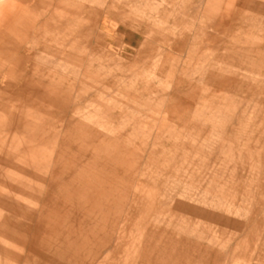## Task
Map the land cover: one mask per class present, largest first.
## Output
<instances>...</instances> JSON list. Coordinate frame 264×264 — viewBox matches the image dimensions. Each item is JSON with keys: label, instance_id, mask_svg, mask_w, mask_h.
<instances>
[{"label": "rangeland", "instance_id": "374dc122", "mask_svg": "<svg viewBox=\"0 0 264 264\" xmlns=\"http://www.w3.org/2000/svg\"><path fill=\"white\" fill-rule=\"evenodd\" d=\"M234 1L0 0V264H264V63L225 50L264 0Z\"/></svg>", "mask_w": 264, "mask_h": 264}, {"label": "crops", "instance_id": "0c3cea01", "mask_svg": "<svg viewBox=\"0 0 264 264\" xmlns=\"http://www.w3.org/2000/svg\"><path fill=\"white\" fill-rule=\"evenodd\" d=\"M234 3H235L234 0H206L205 10H206V12L211 14L213 17L218 19L221 23H223L227 20L229 9L231 8V6ZM1 19L3 21L5 20L4 18H1ZM5 32H8V31L3 30L2 34L3 33L5 34ZM1 36L4 37L3 35H1ZM231 40L233 41L232 43L225 44V46H226L225 50H227L228 52H233V49L231 50L228 47H231V48L234 47L235 48L237 45H239V43L242 42L245 46L249 47L248 51L245 52V57H244L247 62H250V61L253 62L254 61L253 55L257 54V56L259 57V61L264 63V50L261 49L262 46H264V36L261 35L258 40L257 39L251 40L249 38H245L243 41L240 40L237 36H233V38ZM252 62H250V63H252ZM228 74L238 75L237 73H234L230 70L224 69L221 71V73H218V75L216 76L217 84L218 85H224V84H231L232 82L234 84H240L241 83V81H239L236 77H232L230 79L228 77ZM226 141H229V137H228V139H226ZM215 257H217V256L215 255Z\"/></svg>", "mask_w": 264, "mask_h": 264}]
</instances>
